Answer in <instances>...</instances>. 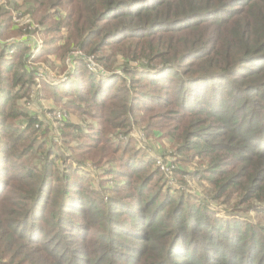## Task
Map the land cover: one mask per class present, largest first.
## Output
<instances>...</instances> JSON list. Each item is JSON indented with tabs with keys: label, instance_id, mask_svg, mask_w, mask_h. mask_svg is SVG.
<instances>
[{
	"label": "trees",
	"instance_id": "trees-1",
	"mask_svg": "<svg viewBox=\"0 0 264 264\" xmlns=\"http://www.w3.org/2000/svg\"><path fill=\"white\" fill-rule=\"evenodd\" d=\"M26 5L46 36L58 35L34 58L65 67L77 49L96 67L77 62L61 86L46 83L55 103L90 121L58 123L76 163L67 157L62 169L42 141L50 127L16 106V88L41 74L26 65L29 48L0 41V264H264V225L216 218L211 205L231 198L264 214V0ZM17 34L0 7V39ZM132 124L190 165L173 172L178 189L136 147ZM93 155L123 183L106 187L107 201L80 169ZM188 178L199 192L186 191Z\"/></svg>",
	"mask_w": 264,
	"mask_h": 264
},
{
	"label": "rangeland",
	"instance_id": "rangeland-1",
	"mask_svg": "<svg viewBox=\"0 0 264 264\" xmlns=\"http://www.w3.org/2000/svg\"><path fill=\"white\" fill-rule=\"evenodd\" d=\"M0 7H4L5 11L9 13L14 29L18 30V34L16 36H10L7 41H3L0 39L2 44H6L5 42L10 43L13 41L16 42L20 40H26L30 42L28 45L37 43V45H39L40 48L43 49L44 47H49L46 45L50 42L51 38L58 37V35L56 34H50L46 36L44 31L48 26L43 25L42 27L31 19L30 14L28 13L29 11L27 10L26 0H0ZM13 19L16 22H14ZM62 34L65 35L64 32ZM41 51L42 50H40L38 53H34V55H39ZM105 51L107 50H104L103 52ZM24 56H26L25 62L27 67L34 68L36 71H39L43 75L42 81L45 83L41 82L39 78L41 75L37 74L39 77L34 80V83L31 84L30 88H27V86H25L28 89L25 92L23 91V89H21V86L17 87L16 90H18L19 92V100L17 101L16 106H19V108H22L25 112L28 113L29 116H32L33 119H35V124L37 123V121H43L50 127L48 129V134L42 138V141H45L47 145H55L54 147L57 150V153L62 155V159H60V161H57L62 169L65 167V164L61 161H64L67 157L68 160H66V162L68 164H76L72 163V161L70 160V153H73V140L71 141L69 137H63L62 129H60V126L64 122H69L74 125L80 123L86 125L89 124L90 121L85 118L83 120L81 117L80 119H78L76 115L72 114L70 110L64 107L63 103L66 101L55 103L52 94L50 93L49 89L45 88V86L48 82H50V85H47V87L61 86L59 84L63 83V81L65 82L68 79L67 74L70 75L73 70H75L77 62H81L86 69L87 64H94L93 60L91 58H87L86 56L83 57L82 54L77 53L70 56V60H66L64 62L65 67H63L60 60L56 57H51V60L45 59V61L48 62H44L43 58H41L40 60H37L36 58L27 59L28 55L26 52ZM48 63L53 64L52 69L49 68ZM94 67H96L95 64ZM120 71L121 70L119 69H114L112 72H114L115 74H120ZM109 75L110 73L108 74V76ZM8 106H10L9 103ZM57 113H61V115H57ZM136 115H139V113H135L134 116ZM60 117H63V123L61 125H58L55 118ZM138 127L132 124L129 137L134 140L135 145L138 149H145L148 155L152 157L155 162V166L161 172L166 181V184L170 187V189L172 191L175 188L178 189L180 187L177 184L178 175L173 174V172L180 167L182 169H185V172L190 165L184 166L177 161L174 163L173 159L175 156V145L167 138L150 139L146 137L143 131L140 130V127ZM36 128L39 129V126H36ZM170 156H173V159ZM42 157L43 154L41 152H37L30 157L25 156L23 158V162H27L25 167H29L30 162L33 163V161L42 159ZM99 157L93 155L91 158L96 160L88 161L87 163H85L84 167L86 169L85 171H82V174L85 175L88 183H90L89 187L96 191L99 195H102L104 197V201H107L108 194H106L105 192L107 189L106 187L113 186V183L115 184V182L116 185L119 186H122L123 183L120 182V180L119 182L114 180L113 178L116 177L112 175L105 176L106 174L104 172L109 169L110 166L111 168L113 167L114 170L117 169V166L110 165V161L108 160H103V162L95 163L98 161ZM59 170L61 172H65L61 169ZM158 178L159 176L156 177L154 181H156ZM163 180L161 179L159 181V185H161V182L164 183ZM132 181L134 180L132 179ZM186 183V191L187 189H189V192H191L192 194L199 192L197 189L200 188L191 179H186ZM181 190H184V186L181 188ZM119 193L120 190L116 189V194H111V196H115ZM211 205L215 206L214 213L216 218L220 217L219 219L225 220L234 219L236 221L249 223L251 225H264V214L262 212H259L261 211V209L257 207L255 203L250 202L248 204H238L236 202V199L230 198L225 205H217L216 203H211Z\"/></svg>",
	"mask_w": 264,
	"mask_h": 264
},
{
	"label": "built area",
	"instance_id": "built-area-1",
	"mask_svg": "<svg viewBox=\"0 0 264 264\" xmlns=\"http://www.w3.org/2000/svg\"><path fill=\"white\" fill-rule=\"evenodd\" d=\"M14 20V19H13ZM14 22H16L15 20H14ZM11 44H19V43H24V44H26V46L29 48V54L31 55V57L32 58H34L35 57V55H34V53H38L40 50H41V48H40V46L39 45H37V43H34V44H32V45H28L30 42H28V41H26V40H23V41H13V42H10ZM10 53H12V52H10ZM77 53H80V54H82L79 50H77V49H75V50H73L72 52H71V56L73 55V54H77ZM83 55V54H82ZM83 57H84V55H83ZM88 58V57H87ZM66 60H70L69 58H67ZM91 62V61H90ZM94 63V62H93ZM95 67H94V64H87V67H86V69H88V70H93ZM41 75V77L43 78V75L42 74H40ZM68 75V74H67ZM66 76V75H65ZM64 82V81H63ZM48 84H50V82H48ZM57 115H61V113H57ZM56 116V115H55ZM56 120H57V124L58 123H60V122H62L63 121V117H60V118H55ZM36 126H38V125H36ZM81 169V171L83 170V171H85V167L83 166V167H81L80 168Z\"/></svg>",
	"mask_w": 264,
	"mask_h": 264
}]
</instances>
